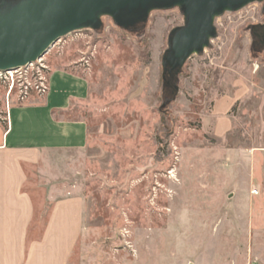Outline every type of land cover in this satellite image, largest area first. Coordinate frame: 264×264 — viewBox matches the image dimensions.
Segmentation results:
<instances>
[{
	"label": "rangeland",
	"instance_id": "rangeland-1",
	"mask_svg": "<svg viewBox=\"0 0 264 264\" xmlns=\"http://www.w3.org/2000/svg\"><path fill=\"white\" fill-rule=\"evenodd\" d=\"M182 23L177 9L130 28L102 17L98 30L61 38L15 74L11 92L0 78V128L8 106L44 97L35 86L47 87L52 69L88 81L72 115L88 127L86 148L45 154L24 186L39 223L53 199L82 197L84 231L68 264H264L262 3L216 18L209 47L163 86L167 36ZM222 102L233 124L217 138Z\"/></svg>",
	"mask_w": 264,
	"mask_h": 264
},
{
	"label": "crops",
	"instance_id": "crops-1",
	"mask_svg": "<svg viewBox=\"0 0 264 264\" xmlns=\"http://www.w3.org/2000/svg\"><path fill=\"white\" fill-rule=\"evenodd\" d=\"M88 96L85 77L70 68H54L43 98L8 106L0 128V264L69 263L84 231L82 197L67 192L53 199L52 209L39 223L24 186L27 170H38L45 154L86 148L88 127L72 115ZM229 105L215 106L212 132L217 138L232 128ZM33 232L37 237L29 239Z\"/></svg>",
	"mask_w": 264,
	"mask_h": 264
},
{
	"label": "water",
	"instance_id": "water-1",
	"mask_svg": "<svg viewBox=\"0 0 264 264\" xmlns=\"http://www.w3.org/2000/svg\"><path fill=\"white\" fill-rule=\"evenodd\" d=\"M254 2L264 13V0H0V72L35 63L73 32L98 30L102 17L130 28L153 10L177 9L183 23L170 30L161 58L162 85L172 87L185 62L216 38L214 20ZM256 35L264 41V25Z\"/></svg>",
	"mask_w": 264,
	"mask_h": 264
},
{
	"label": "built area",
	"instance_id": "built-area-1",
	"mask_svg": "<svg viewBox=\"0 0 264 264\" xmlns=\"http://www.w3.org/2000/svg\"><path fill=\"white\" fill-rule=\"evenodd\" d=\"M32 66V64H30L27 67H23L14 71H5V72H0V78H3L5 81L8 82V88H9V92H11L14 88V75L19 73V74H26L28 68ZM20 83V82H19ZM35 90L37 91V93L39 95H43L46 94L47 92V87L43 84V83H39V85L35 86ZM25 95H27V92H25ZM6 119V118H5Z\"/></svg>",
	"mask_w": 264,
	"mask_h": 264
},
{
	"label": "flooded vegetation",
	"instance_id": "flooded-vegetation-1",
	"mask_svg": "<svg viewBox=\"0 0 264 264\" xmlns=\"http://www.w3.org/2000/svg\"><path fill=\"white\" fill-rule=\"evenodd\" d=\"M254 35H256V33H254ZM259 41H260L261 44H264L263 39L259 38Z\"/></svg>",
	"mask_w": 264,
	"mask_h": 264
},
{
	"label": "trees",
	"instance_id": "trees-1",
	"mask_svg": "<svg viewBox=\"0 0 264 264\" xmlns=\"http://www.w3.org/2000/svg\"><path fill=\"white\" fill-rule=\"evenodd\" d=\"M158 143L160 144V145H162V142L160 141V140H158ZM156 154H158L157 152H156ZM157 157V156H156Z\"/></svg>",
	"mask_w": 264,
	"mask_h": 264
}]
</instances>
